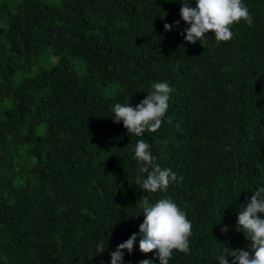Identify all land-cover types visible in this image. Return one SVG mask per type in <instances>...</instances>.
<instances>
[{
    "label": "trees",
    "instance_id": "trees-1",
    "mask_svg": "<svg viewBox=\"0 0 264 264\" xmlns=\"http://www.w3.org/2000/svg\"><path fill=\"white\" fill-rule=\"evenodd\" d=\"M244 3L253 25L219 44L209 30L202 45L184 40L182 20L164 29L180 0H0V264H107L145 197L172 198L192 223L191 253L169 264L248 250L236 214L264 186V0ZM157 81L174 89L171 123L128 134L110 108ZM138 139L183 180L140 189ZM153 252L137 241L125 264H158Z\"/></svg>",
    "mask_w": 264,
    "mask_h": 264
},
{
    "label": "clouds",
    "instance_id": "clouds-1",
    "mask_svg": "<svg viewBox=\"0 0 264 264\" xmlns=\"http://www.w3.org/2000/svg\"><path fill=\"white\" fill-rule=\"evenodd\" d=\"M180 3V20L172 24L165 23L164 29L171 31L181 20L184 21L188 26L180 34L189 43L199 41L204 45L207 38L205 34L211 30L219 44L233 37V24L243 20L249 26L253 25L252 15L244 0H180ZM173 91L167 81L153 82L146 97L136 105L130 104L129 100L123 104H114L110 108L111 118L116 123L122 122L128 134L137 137L143 136L145 132H156L162 122L171 123L166 118V112ZM132 151L137 165V184L144 192H167L170 185L183 180V177L178 179L171 168L161 167L157 163L151 145L145 140L138 139ZM252 192L253 195L236 214V229L250 241L248 250L224 246L214 259L219 264H264V186ZM141 214L143 221L139 224L138 231L109 253L110 260L107 264H125V250L131 254L137 241L141 252L155 250L153 255L158 257V264H169L174 251L186 255L191 253L189 237L192 235V223L172 198L165 196L150 203L145 197L132 217ZM227 231V225L221 228L222 233ZM106 249L102 240L95 245L97 255L104 253ZM140 264H154V261L144 259Z\"/></svg>",
    "mask_w": 264,
    "mask_h": 264
},
{
    "label": "rangeland",
    "instance_id": "rangeland-1",
    "mask_svg": "<svg viewBox=\"0 0 264 264\" xmlns=\"http://www.w3.org/2000/svg\"><path fill=\"white\" fill-rule=\"evenodd\" d=\"M28 74H30V73H27V75H28ZM23 77H24V75H22V74H17V76H16V78H15V81H16V82H20V81L23 80Z\"/></svg>",
    "mask_w": 264,
    "mask_h": 264
}]
</instances>
